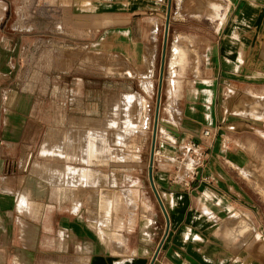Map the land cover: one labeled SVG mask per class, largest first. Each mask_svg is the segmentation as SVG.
I'll return each mask as SVG.
<instances>
[{
	"label": "crops",
	"instance_id": "0c3cea01",
	"mask_svg": "<svg viewBox=\"0 0 264 264\" xmlns=\"http://www.w3.org/2000/svg\"><path fill=\"white\" fill-rule=\"evenodd\" d=\"M202 1L207 9L199 0L171 1V102L164 109L176 114L160 120L159 150L174 161L184 140L205 146L200 136L207 127L217 135L187 181L174 180V167L165 172L156 158L155 185L168 220L150 182L135 184V201L116 197L104 213L87 187L74 200L66 188L41 181L34 163L51 161L40 155L41 145L49 128L62 124L70 89L79 85L84 93L91 78L111 76L113 93L128 79L146 95L124 92L149 100L170 0H0V264H264L257 190L241 175L264 192L260 166L250 163L255 132L239 128L247 123L241 117H226L229 93L264 87V0ZM217 8L219 16L211 11ZM177 44L190 57L202 52L201 74L187 78L179 65L172 73ZM101 54L111 55V73ZM242 220L253 227L232 234Z\"/></svg>",
	"mask_w": 264,
	"mask_h": 264
},
{
	"label": "rangeland",
	"instance_id": "374dc122",
	"mask_svg": "<svg viewBox=\"0 0 264 264\" xmlns=\"http://www.w3.org/2000/svg\"><path fill=\"white\" fill-rule=\"evenodd\" d=\"M205 1L208 2L207 0ZM199 2L201 6L205 7L204 9L208 8V5H206L205 2H203L202 0H199ZM209 6H212V3H210ZM198 10L200 9L198 8ZM211 11H213V14H215L216 16L220 15L218 8L216 11L214 9H211ZM198 14L207 16V14L203 11H200V12L198 11ZM204 30L206 31V28H204ZM204 30H201V35L206 34ZM164 35L165 34L163 31L162 37H161L162 43H161V46L159 47L157 65H156V70L154 74V78H155V84L153 87L154 89H153V93H151V97H149L147 94L146 98L149 99L148 101L142 96V95H146L142 91L143 86L141 88L138 84H129V82H127L128 79L120 80L122 82H120V85L118 88L120 89L119 93L112 92L113 89L114 90L117 89V85L115 83H112L111 76L91 78L92 83H89L87 85L88 91L84 93L83 92L81 93V89L79 85L73 88L74 83L71 84V87L73 89H70L69 94L65 95V97L68 96L67 100H65L67 101V106L66 108L62 109V112L60 111L61 113L64 114V115L61 114L62 118L59 120V122H61L62 124L52 125L51 128H49L48 133L45 137V139L47 137H50L49 141L53 139L48 144L50 148L49 150L51 151H47V150L44 151L42 149L43 143L41 145L40 155L44 156L45 159L51 158V161L46 162V163H41L39 161H36L34 163L35 165L34 169L35 171L36 170L39 171L38 175H40L39 177H41V181L42 179L44 180L48 179V181L50 179V182L52 184H55V182L51 181V177H50L51 173H49L51 170L49 166L51 165L50 166L51 168H54L56 166L63 167V165L66 163L64 159H62L61 157H57L52 152V149L56 148L57 144L58 146H62L64 148H66L68 145L69 149H71V147L74 146L75 148L73 149H76V151L82 150L83 140H81V138L83 137L79 135L86 134L87 126L90 124L81 125L82 128L81 127L76 128L78 126L77 124L73 123V120L76 119L78 121H82L83 118H88L92 122L94 127L100 128L101 127L100 124L102 121L100 119H102L103 117H105L106 114H108L109 118H107L108 120L104 122V124H112V126L108 127V133L111 134V139L114 141V143L118 145L116 146L118 147L117 149H119V151L121 150L120 151L121 157L125 155L124 160L121 162L122 163L121 165L123 166L114 167L111 165L109 166V165H104V164L92 165V167L95 170H100L101 172L116 175L117 181L116 182L112 181L111 184H109L108 181H102L95 185L83 186V187H87L86 190H87L88 196L97 197L100 191L103 189V191H106L109 193L110 197L111 196L115 197L116 195L117 197L125 198L126 200H130L133 202L138 198V189H137V185L135 184L140 183V186H143L145 184L146 186H149L148 184L150 182V179H149L148 169H149V162H150V158L152 154L155 113H156V107L158 103V92H159V86H160V71H161L162 53H163V47H164ZM170 41H171V38H170V32H169L167 51H166V62H165V68H164V79H163V84H162V89H161L160 114H159L157 139H156V150H157L156 158L158 160L156 163L159 164L161 162L163 171H165L166 168L169 169L171 166L174 167L173 168L174 173L172 174L174 178V174L176 173L175 165L180 166V176L183 177V176H186L185 174L187 172L191 171L192 168H194V164L196 163H195V159L192 158L193 156H191L190 154L186 155L185 153L184 154L179 153V156L176 157V159H173L174 161L169 160V159H164V157L161 156L162 150L161 151L159 150L160 143H159L158 133L160 134V130H161L159 128L160 120H162V117L165 115L169 116L170 118H175L173 116H175L176 114L175 111L171 109H167V108L164 109L165 106L171 102V99H169L171 96L169 93L166 92L167 85H168L167 62H168V49L170 47ZM195 47L196 49L198 48L197 46ZM198 50L200 51V49ZM111 60L112 59H111L110 54L100 55V64L106 67L109 73H111V70H112ZM190 60H191L190 67H188V69L186 70V74H185L187 78H192V76L194 75L197 76V74H201V70L204 67V59H203L201 51L196 52V54L193 55L192 58H190ZM71 81L75 82V80L73 79ZM131 89L138 90V91L140 90L142 95L137 94V93L124 92L126 90H131ZM125 93L129 94L128 98H124L122 96ZM262 93H264V87L262 91H259L257 93L255 92L229 93L227 96L228 108H227L226 117L230 118V115L232 114L233 116L235 115V116L241 117L244 120V122H247V123H245L244 125L243 124L240 125L239 128L250 129V130H253V132H255V134L249 133V135H251L252 138L255 139L254 142L255 141L257 142L256 151H255L256 144L252 142L253 144L252 146L248 147L247 152L252 154L255 151V156L254 158H252V161L250 163H251V166H254L255 168L257 166H260L259 178L261 181H264V118L258 117V116L264 117V104L260 103L261 100L264 103V99H262V97L258 98L254 96L255 94L262 95ZM14 97L15 95H13L12 99H14ZM54 99L56 100L59 99V95L57 94L54 97ZM253 100L255 101L252 102ZM105 105H107L106 108H105ZM81 106L82 107L87 106V108L85 109L87 113L85 115H78L80 114L81 111H83ZM65 115L68 116L66 120H64ZM255 115H258V116H255ZM246 124H249V125H246ZM81 131L83 133H80ZM71 132L73 134H71ZM64 133L65 135L66 133L68 134V138L67 137L63 138ZM122 137L125 138L124 140L125 141L124 143H126L124 144L125 146L117 142L119 140L118 138H122ZM186 140H184V142ZM181 158L185 159L182 163L180 162ZM71 164L77 167H81L79 166V164H82L83 165L82 167H87L86 164L80 161L79 159L72 161ZM157 170L159 169L157 168ZM46 174L48 176L44 177L43 175H46ZM241 175L250 184L255 186L257 190L258 199L256 200V204H257V207L259 208V211L262 217L263 228H264V192L261 190V188L259 187L258 183H256L255 180H249L243 175V173H241ZM56 184L55 185L58 188H60V185L58 183ZM80 187L77 189H72V188L67 187L65 190H63V192L66 196L70 194L71 197L76 200L79 196ZM98 187H99L98 189L99 191L97 190ZM132 188L136 192L134 193V196L130 194V190ZM43 189L44 188L42 187L41 190ZM139 189H140V197L142 199L145 196V189L144 188H139ZM139 206L142 207L141 205H138L137 211H138ZM137 213L139 215V212ZM248 239L249 238H246L245 240H243V242H245L246 240L248 241Z\"/></svg>",
	"mask_w": 264,
	"mask_h": 264
},
{
	"label": "bare ground",
	"instance_id": "6f19581e",
	"mask_svg": "<svg viewBox=\"0 0 264 264\" xmlns=\"http://www.w3.org/2000/svg\"><path fill=\"white\" fill-rule=\"evenodd\" d=\"M213 5L214 4L212 3V6ZM173 51H174L173 52V58L171 61V67L173 69L172 73L175 74L177 72V70H175V68H174L176 65L183 67V70L186 71L187 65H188V60H189V58H192V57H190V54H191L190 50L181 44H177L174 47ZM122 96L124 98H128L129 94L125 93ZM254 96H256L258 98L262 97V99H264V93H262V95L261 94H255ZM254 101L255 100H253L252 102H254ZM260 103L264 104L262 100L260 101ZM107 118H109L108 114H106L105 117L100 119V120H102L101 124H100V126H101L100 128L94 127L92 122L88 118H83L82 121H78L76 119L73 120V123L77 124V126H78L76 128L81 127V125L90 124L87 126V131H86L87 133L84 132L86 134H82V135L80 134L79 135V136L83 137V138H81V140H83L82 150L76 151V149H73V148H75L74 146L71 147V149H69L68 145L66 148H64L62 146H58V144H57L56 148L52 149V152L57 157H61L66 162L63 165V167L62 166L61 167L56 166L54 168H51L50 167L51 165L49 166V168L51 170V171L49 170L50 171L49 173H51L50 177H51L52 182H55V184L58 183L60 185V188H67L68 187V188H72V189H77L80 186L95 185V184L100 183L102 181H108L109 184H111L112 181H114V182L117 181L116 175L101 172L100 170H95L92 167V165H97V164L98 165L104 164V165H109V166L111 165L114 167L123 166V165H121L122 164L121 162L124 160L125 155L121 157V153H120L121 150L119 151V149H117L118 147H116V146H118V145L114 143V141L111 139V134L108 133V127L112 126V124H104V122H106L108 120ZM73 130H75V129H73ZM82 131H83V129H82ZM82 131L80 133H83ZM67 133H66V135L64 133L63 138H66V137L68 138L69 133L68 134ZM71 134H73V133L71 132ZM49 139H50V137H47L45 139V141L43 142L42 149L44 151L45 150L51 151V150H49L50 148H49L48 144L53 139L50 141H49ZM118 139L119 140L117 142L120 144H123V146H125L124 145V144H126V143H124L125 138L122 137V138H118ZM78 143H79V141H78ZM155 151H156V148H155ZM123 154H125V153H123ZM77 159H79L80 161L85 163L87 167H77L75 165H72L71 162L74 160H77ZM153 175H154V173H153ZM43 176L47 177L48 175L46 174ZM46 180H48V179H46ZM154 180H155V177H154ZM49 181H50V179H49ZM98 189H99V187L97 188V190ZM134 193H136V192L132 188L130 190V194L132 196H134ZM97 197H99V202H100L99 211L101 209L104 213L111 212V209L114 207L115 198L117 196L115 195V197L114 196L110 197L109 193L106 191H103V189H102ZM242 218H244V217H242ZM246 220H247V218H246ZM252 227H253V224L249 220L248 221H244V220L239 221L237 223V225L235 227H233L232 234L236 230H239L240 228L250 229Z\"/></svg>",
	"mask_w": 264,
	"mask_h": 264
},
{
	"label": "built area",
	"instance_id": "2783aa9c",
	"mask_svg": "<svg viewBox=\"0 0 264 264\" xmlns=\"http://www.w3.org/2000/svg\"><path fill=\"white\" fill-rule=\"evenodd\" d=\"M216 132L214 130L213 127H207V128H204L201 132V136H200V139L201 140H205L206 141V144L205 146L202 144L201 141H197L195 140L194 138H189L188 140H186L184 142V144H182L181 146V151H180V154H186V155H191L193 156L192 158L195 159V163L194 164V168H192L191 171L187 172L185 175L186 176H183V179L180 178L181 176H179L178 173H175L174 174V180H189L191 177H195L197 175L196 173V170H197V167L198 165L201 163V160L198 159L199 158V155H205V154H208L210 149L213 148V144H214V140L216 138ZM155 160H156V151H155V154H154V163H155ZM185 159L184 158H181V163L184 161ZM202 164V163H201ZM180 170V166L177 165L176 166V172Z\"/></svg>",
	"mask_w": 264,
	"mask_h": 264
},
{
	"label": "water",
	"instance_id": "95a60500",
	"mask_svg": "<svg viewBox=\"0 0 264 264\" xmlns=\"http://www.w3.org/2000/svg\"><path fill=\"white\" fill-rule=\"evenodd\" d=\"M171 1L170 0V5H169V11H168V19L166 22V31H165V37H164V47H163V53H162V63H161V71H160V86H159V92H158V103L156 107V113H155V125H154V133H153V143H152V154L149 162V179L150 183L158 197V200L160 204L162 205V208L167 216V219L169 220L166 208L163 204V201L159 195V192L156 189L155 185V180H154V153H155V148H156V139H157V130H158V122H159V114H160V102H161V89H162V84H163V79H164V68H165V62H166V51H167V44H168V34H169V21H170V11H171Z\"/></svg>",
	"mask_w": 264,
	"mask_h": 264
}]
</instances>
